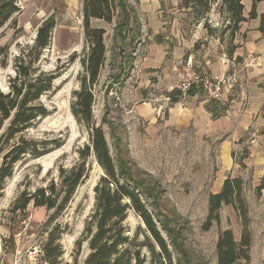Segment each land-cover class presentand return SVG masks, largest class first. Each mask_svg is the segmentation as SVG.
<instances>
[{
  "label": "trees",
  "instance_id": "obj_1",
  "mask_svg": "<svg viewBox=\"0 0 264 264\" xmlns=\"http://www.w3.org/2000/svg\"><path fill=\"white\" fill-rule=\"evenodd\" d=\"M17 1L0 0V30L14 22L13 16L19 11ZM80 1L87 51L81 58L84 72L79 76L80 86L72 92L71 112L76 121L87 129L88 142L77 149V160L70 167H58L57 181L52 179L33 190L22 189L10 211L24 213L31 204L51 212L43 225L44 237L40 243L44 264H192L183 241L186 231L191 230L188 221H183L186 222L183 225L178 223L179 215L175 209L169 215L161 204L164 196L161 184L150 175L142 177L139 174L130 156L126 125L120 119L116 123L106 105L101 123L97 125L92 111L95 101L93 86L98 81L108 50L105 29L93 27L91 20L113 23L114 42L118 40L119 48H133L134 41L141 37V23L136 10L129 0ZM179 1L191 10L194 20H203L204 27L212 31L205 21L215 0ZM256 2L258 0H252L246 18L242 0H221L220 10L227 14L229 35L238 31L240 23L257 17L258 31L264 35V9L258 16ZM54 26L52 14L41 22L33 44L22 48L14 59V75L8 78L7 91L0 88V195L18 162L25 158H40L63 144L60 140L29 134L30 129L49 114L42 98L57 90L54 81L59 75L39 65ZM122 64L125 66V60ZM180 96L178 90L169 94L170 101H176ZM210 111L214 118L222 112ZM93 163L102 171L93 187V208L75 241L71 262L64 261L60 240L66 225L56 222V219L72 200L77 188L89 178ZM243 186L240 176H227L220 191L208 196V213L202 230H209L214 222L219 224V211L223 205L233 207L241 224L239 240L234 238L230 228L219 230L215 244L217 264H240V261L249 264L250 217ZM261 189H264V182L257 186V190ZM130 211L142 223L135 227L133 233L126 224ZM84 245L87 254L81 260Z\"/></svg>",
  "mask_w": 264,
  "mask_h": 264
},
{
  "label": "rangeland",
  "instance_id": "obj_2",
  "mask_svg": "<svg viewBox=\"0 0 264 264\" xmlns=\"http://www.w3.org/2000/svg\"><path fill=\"white\" fill-rule=\"evenodd\" d=\"M129 2L133 6L136 4V0ZM162 2L170 4L172 8L176 0ZM17 5L19 11L13 16L14 22L0 30V88L7 91L8 78L14 75L15 57L22 48L33 44L37 27L52 14L55 26L39 65L59 75L54 81L57 90L42 98L49 114L39 120L29 134L60 140L63 144L40 158L21 160L6 179L0 195V264H44L41 261L40 243L44 237L43 225L51 212L31 204L24 213H12L10 209L22 189L27 187L33 190L52 179L57 181L58 167H70L77 160V149L88 142L87 129L76 121L71 112L72 92L80 86L79 76L84 72L81 58L87 48L80 0H18ZM218 7L208 13L205 22L212 30V24L216 23L217 29L214 30L220 34L228 32L229 35L227 14ZM259 9L263 12V5ZM135 10L141 22L142 17ZM210 17L216 20L211 22ZM91 25L105 29L104 39L108 50L98 81L93 86L95 101L92 111L96 124L101 123L106 105L110 117L116 123L120 119L126 125L130 156L139 174L142 177L150 175L161 184L164 189L161 204L169 215L175 209L179 215L178 223L183 225L186 224L183 221H188L191 230L186 231L183 241L190 252L192 264H217L215 244L219 230L230 228L236 240H239L241 233L240 219L231 205L221 207L219 224L214 222L207 231L201 228L208 213V196L219 172L217 140L196 136L188 128L166 126L160 118L150 122L132 112L130 102L124 98L126 85H129L126 84V77L136 58L132 50L141 37L134 41L133 48H119L118 40H113V23L92 19ZM142 46L143 43L139 45L138 54ZM127 57L130 58L128 63ZM122 60H125V66ZM120 131L119 128L121 134ZM258 132L261 133V130ZM249 141V135H246L244 141L234 148L232 157L242 175L231 176H240L244 182L243 195L248 205L251 231L249 264H264V189L257 190V186L264 182V169L262 176L258 177L251 166H245L244 163L251 165L254 158L247 148ZM260 145L264 152V135ZM101 174V169L93 163L89 178L77 188L72 200L56 219V222L66 225L60 240L64 261L72 260L71 252L93 208V187ZM126 224L131 228V233L137 225H142L132 211L128 213ZM86 254L87 247L84 245L80 259ZM240 264H244V261H240Z\"/></svg>",
  "mask_w": 264,
  "mask_h": 264
},
{
  "label": "crops",
  "instance_id": "obj_3",
  "mask_svg": "<svg viewBox=\"0 0 264 264\" xmlns=\"http://www.w3.org/2000/svg\"><path fill=\"white\" fill-rule=\"evenodd\" d=\"M251 2L242 0L246 18ZM220 3L214 2L210 12L217 5L220 9ZM262 5L264 7L262 0L256 2L258 16ZM172 6L162 0H136L134 8L142 17L141 38L132 50L136 58L126 77L129 85L125 88V100L140 118L150 122L160 118L166 126L188 128L196 136L217 140L220 173L210 193L219 192L227 176L242 175L232 152L246 135L250 139L247 148L254 158L251 165L244 164L261 177L264 169V152L260 145L264 135V35L258 31L259 18L240 23L233 35L220 34L214 30L216 23L209 32L204 21L194 20L191 10L183 7L179 0ZM213 20L216 19L210 17V21ZM141 43L142 51L138 54ZM186 62L200 73L227 80L220 99L209 100L198 88H192L176 101L165 99L177 90L179 69ZM210 109L222 112L214 118ZM251 135L254 138H250Z\"/></svg>",
  "mask_w": 264,
  "mask_h": 264
},
{
  "label": "built area",
  "instance_id": "obj_4",
  "mask_svg": "<svg viewBox=\"0 0 264 264\" xmlns=\"http://www.w3.org/2000/svg\"><path fill=\"white\" fill-rule=\"evenodd\" d=\"M226 85V79L200 73L188 62L181 65L176 81V88L182 97L187 95L190 89L198 88L209 100L220 99Z\"/></svg>",
  "mask_w": 264,
  "mask_h": 264
}]
</instances>
